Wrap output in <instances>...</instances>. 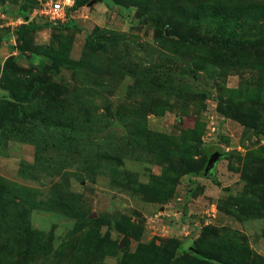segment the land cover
<instances>
[{"label":"rangeland","instance_id":"rangeland-1","mask_svg":"<svg viewBox=\"0 0 264 264\" xmlns=\"http://www.w3.org/2000/svg\"><path fill=\"white\" fill-rule=\"evenodd\" d=\"M84 1L0 0V264H264V0Z\"/></svg>","mask_w":264,"mask_h":264},{"label":"built area","instance_id":"built-area-1","mask_svg":"<svg viewBox=\"0 0 264 264\" xmlns=\"http://www.w3.org/2000/svg\"><path fill=\"white\" fill-rule=\"evenodd\" d=\"M63 10V6L60 3H52L49 8L47 9L46 13L50 16V18L54 22H62V17L60 14Z\"/></svg>","mask_w":264,"mask_h":264},{"label":"water","instance_id":"water-1","mask_svg":"<svg viewBox=\"0 0 264 264\" xmlns=\"http://www.w3.org/2000/svg\"><path fill=\"white\" fill-rule=\"evenodd\" d=\"M219 157H220V154L218 152H216L215 154H213L210 157L207 168L205 170V173L207 175L213 172V169H214L215 164H216L217 160L219 159Z\"/></svg>","mask_w":264,"mask_h":264},{"label":"trees","instance_id":"trees-1","mask_svg":"<svg viewBox=\"0 0 264 264\" xmlns=\"http://www.w3.org/2000/svg\"><path fill=\"white\" fill-rule=\"evenodd\" d=\"M87 1H88V0H85L84 2L77 4V7H82V6H84V5L87 3ZM71 23L73 24V22H71ZM27 98H28V96H26L25 98H23V100H25V99H27ZM75 252H76L75 249H74L73 247H71V248H70V253L73 254V253H75Z\"/></svg>","mask_w":264,"mask_h":264}]
</instances>
